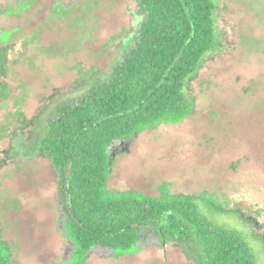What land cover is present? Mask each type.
<instances>
[{
    "label": "rangeland",
    "instance_id": "obj_1",
    "mask_svg": "<svg viewBox=\"0 0 264 264\" xmlns=\"http://www.w3.org/2000/svg\"><path fill=\"white\" fill-rule=\"evenodd\" d=\"M213 1L216 48L185 89L191 114L115 140L109 187L158 196L168 183L174 194L197 199L213 224L246 240L250 229L239 228L243 221L231 212L264 226V0ZM145 19L139 0H0V47L8 46L0 60L10 58L0 74V222L11 264L71 259L66 197L41 141L54 109L112 77ZM247 243L259 264L255 252L264 253ZM138 247L116 258L99 244L86 264H198L192 248L164 244L154 225L143 227Z\"/></svg>",
    "mask_w": 264,
    "mask_h": 264
},
{
    "label": "trees",
    "instance_id": "obj_2",
    "mask_svg": "<svg viewBox=\"0 0 264 264\" xmlns=\"http://www.w3.org/2000/svg\"><path fill=\"white\" fill-rule=\"evenodd\" d=\"M139 1L146 19L136 46L109 80L54 109L41 141L59 171L68 206L65 236L75 246L69 261L52 264H86L99 244L116 258L138 253L147 225L156 227L164 244L177 240L192 248L198 264H256L248 245L213 224L193 196L174 194L168 183L160 184L158 196L109 187V146L184 121L192 112L187 84L216 48L213 0ZM13 252L0 222V264H11Z\"/></svg>",
    "mask_w": 264,
    "mask_h": 264
},
{
    "label": "flooded vegetation",
    "instance_id": "obj_3",
    "mask_svg": "<svg viewBox=\"0 0 264 264\" xmlns=\"http://www.w3.org/2000/svg\"><path fill=\"white\" fill-rule=\"evenodd\" d=\"M3 43V42H2ZM4 49H6V52L8 51V46L7 45H5V47H0V51L1 50H3V52H4ZM9 57L8 56H6V58H5V60H0V74H4L5 73V70H6V65H7V63H8V61H9ZM7 93V91L5 92L4 90L2 91V96L3 95H5V99H7V97H8V93ZM2 104H7L4 100H3V102H2ZM40 113V112H39ZM22 115V114H21ZM39 116V115H38ZM38 116H36V117H34V119H37L38 118ZM26 119H27V117H24V121L22 122V124H25V123H27V121H26ZM22 126H24V125H22ZM21 126V127H22ZM8 127V126H7ZM9 128V127H8ZM0 136H2V134L0 133ZM242 210H235L234 212H231V214H232V216L233 217H239L240 219H242V221H243V225L242 226H240L239 228H241L242 230H246V231H249V229H250V233H249V235H248V239L246 238V240L248 241L249 239L251 240V241H253V242H256L259 246H260V250H262V252L264 253V226H261L255 219H257V217L256 216H254V218H245V216L242 214V212H241ZM263 211L264 210H261V211H259V213H263ZM226 213V215L229 213H227V212H225ZM253 216V215H252ZM248 217H250V216H248ZM234 219V218H233ZM249 219L250 220H252V221H255L256 222V225L254 224H251L250 222H252V221H249ZM254 223V222H253ZM251 224V225H250ZM256 226H257V228H256ZM252 228V229H251ZM260 228V229H259ZM257 229L259 230V232L257 231ZM229 232H231L230 230H228ZM261 231H263V234H261L262 232ZM232 234H234L235 236H237V237H239L240 238V240L242 241V242H244V243H246L247 245H248V247L250 248V250H251V252L253 253V255H254V251H253V249L251 248V246H250V244L249 243H247V241L245 240V238L243 237V234L242 233H239L238 231H235V233L234 232H231ZM256 254H257V257H258V261H259V264H264V254H262L261 255V253L260 254H258L257 252H255ZM262 256V257H261ZM254 258H255V262H256V264L258 263L257 262V258L255 257V255H254Z\"/></svg>",
    "mask_w": 264,
    "mask_h": 264
}]
</instances>
